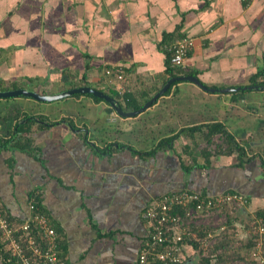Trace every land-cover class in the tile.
I'll use <instances>...</instances> for the list:
<instances>
[{"label": "crops", "instance_id": "obj_1", "mask_svg": "<svg viewBox=\"0 0 264 264\" xmlns=\"http://www.w3.org/2000/svg\"><path fill=\"white\" fill-rule=\"evenodd\" d=\"M183 34L194 40L186 73L215 91L175 81L132 117L86 94L0 99V137L12 138L0 146V206L17 227L44 215L68 264H135L144 211L165 194L233 190L246 214L264 210V86H250L264 70V0H0V91L90 87L116 93L121 108L127 94L143 106L170 79L164 39ZM196 101L222 114L191 116ZM63 104L92 113L64 114ZM211 122L254 158L239 167L233 148L204 167L198 147ZM133 130L154 136L149 146V137L132 146Z\"/></svg>", "mask_w": 264, "mask_h": 264}, {"label": "built area", "instance_id": "obj_2", "mask_svg": "<svg viewBox=\"0 0 264 264\" xmlns=\"http://www.w3.org/2000/svg\"><path fill=\"white\" fill-rule=\"evenodd\" d=\"M193 46V38L183 34L163 48L172 55V65L185 71ZM247 204L243 195L230 192L202 195L180 190L160 196L151 201L144 211L148 233L141 243L135 264H192L194 255L203 250L209 239L217 242L219 234L228 231L227 221H220V217L225 216L222 212L229 210L233 214L232 210ZM30 209H33L32 204ZM32 213L19 227L9 225L0 215V243H5L9 252L3 264H68L58 252L55 229L44 215L36 211ZM250 219V235L255 237L251 260L264 264V215L253 214ZM17 230L21 231L19 235H15ZM33 230L37 241L33 238ZM191 242H195L199 249L191 250L193 255L187 259L185 250L191 248ZM27 249L31 252L29 256Z\"/></svg>", "mask_w": 264, "mask_h": 264}, {"label": "trees", "instance_id": "obj_3", "mask_svg": "<svg viewBox=\"0 0 264 264\" xmlns=\"http://www.w3.org/2000/svg\"><path fill=\"white\" fill-rule=\"evenodd\" d=\"M180 37V36H179ZM179 37H177V38H179ZM176 38H173V39H169V40H167L166 41V39H164V41H163V43H162V48L164 47V46H169L174 40H175ZM163 50H164V52H165V54H166V67H165V71H166V73L168 74V76H169V78H173V77H179V76H182V75H184V74H188V75H191L192 73H186V71H183L180 67H178V66H173L172 65V63H171V60H172V55L170 54V52H168L165 48H163ZM193 75V74H192ZM175 83H173L172 85H174ZM172 85L169 87V88H167V90L163 93V95H165V94H167L169 91H170V89H171V87H172ZM250 86H252V87H263L264 86V70H260L259 72H257V73H255L254 74V76H252L251 77V79H250ZM81 94H74V95H72V96H75V97H78V96H80ZM109 95L114 99H118V97H117V95H116V93H114L113 91H111L110 93H109ZM86 96H89V97H92L96 102H100V101H103L102 99H100V98H97V97H95V96H93V95H91V94H86ZM124 98L126 99V103L124 104V105H122V109L123 110H131V111H135V110H137V109H139L142 105H140V104H138V103H135L136 101H135V99L131 96V95H129V94H127L126 96H124ZM15 109H17L16 107H15ZM9 115V114H8ZM7 119L9 118V117H6ZM39 119H41V120H43V121H45L46 119H45V117H38ZM31 120L32 119H29L28 118V116H26V124H30L31 123ZM10 122V121H9ZM25 124V125H26ZM24 125V126H25ZM198 127L197 126H193V127H190L189 128V130L190 131H196V129H197ZM206 128H207V130L204 132V134H203V136H202V142H204V143H206L207 145H209L210 143H211V140H212V138H213V136H215L216 134H218V135H220V136H222L223 137V143H225V147H222L221 148V146L220 145H217L218 147H217V150H216V152L215 153H213V154H215V155H217V154H219V153H222V152H224L225 150H226V152H224V153H227V154H229V152H231L230 150L231 149H233V148H235V150H237V152L239 153V163H238V165L237 166H239V167H241L242 166V164L244 163V157L246 158V156H244L245 155V153H243V150L241 149V147L234 141V139H233V137L226 131V129L224 128V126L222 125V123H219V122H211V123H207L206 124ZM6 135V134H5ZM193 137V136H192ZM10 139H12L11 137H9L8 138V140H5V137H0V146H6V145H8L9 144V142H10ZM164 142V141H163ZM15 144H18V143H15ZM13 145V144H12ZM223 145V144H222ZM222 149H224V150H222ZM202 152H203V154L202 155H204V162H205V164H204V167H207L209 164H210V160H209V158H211V154L208 152V151H206V149H204V150H201ZM242 151V152H241ZM150 153V152H149ZM254 158V156L253 157H250V158H246V160L245 161H249V160H251V159H253ZM262 162V161H261ZM201 168H203V167H201ZM263 168H264V166H263ZM226 192H230V193H236V194H238L237 192H235V191H226ZM226 192H224V193H226ZM202 195H204V194H202ZM248 202V201H247ZM254 214H256V215H264V210H258L256 213H254ZM0 215H1V217L2 218H4V219H6L7 220V222H8V224L9 225H14L13 224V222H14V220L10 217V216H8V214L5 212V210L3 209V207H1L0 206ZM234 221H235V219H234ZM229 224V223H228ZM16 226V225H15ZM232 226V225H231ZM233 231V230H232ZM195 232V231H194ZM21 233V231L20 230H17V232H16V234L15 235H19ZM32 234H33V238H34V240H38V237H37V235H36V233H35V230H33L32 231ZM228 237V236H227ZM225 235H224V237H223V239L220 241V242H218V243H216L215 245H213L212 246V251L211 252H209L210 253V255L211 254H213V252H215V250L217 249V248H224V250H226V248L228 247H226V241H225V239L227 238ZM224 241V242H223ZM230 241V240H229ZM228 242V241H227ZM254 242H255V237H253V236H250L249 237V239H247L246 241H245V244H243L242 246L244 247L243 249H242V251L243 252H245V251H247L249 254H250V252H251V250L254 248ZM190 244V246H191V248L189 247V248H186V250H185V257L188 259V258H190L193 254L191 253V250L193 251V250H195V249H199V246L195 243V242H191V243H189ZM59 248L60 247H58V251H59ZM28 250V249H27ZM201 250V249H200ZM243 252H241L240 250H236V258H238V259H242V255H243ZM31 254V252L28 250L27 251V255L29 256ZM0 255H1V257H2V261L4 260V259H6L7 258V256L9 255V252L6 250V247H5V243H0ZM210 255H208V256H204V257H202L201 259H200V262L201 263H203V264H208V263H210V259L211 258H213V256H210ZM215 258H217L218 260H220L221 258H223L224 259V255H222V253H217L216 255H215ZM253 264H257L256 262H254V261H252V260H250ZM192 264H194V263H192Z\"/></svg>", "mask_w": 264, "mask_h": 264}, {"label": "rangeland", "instance_id": "obj_4", "mask_svg": "<svg viewBox=\"0 0 264 264\" xmlns=\"http://www.w3.org/2000/svg\"><path fill=\"white\" fill-rule=\"evenodd\" d=\"M189 99L190 98H188V100ZM194 105L195 106L193 108L190 107V110H191L190 115L191 116H199V117H203V118H210L212 116H219V115L222 114V110L218 109V107L215 108L214 101H212L208 105L201 104V102L196 101V102H194ZM66 106H67V104H63L62 108H61L62 109L61 111L64 114H66L65 112L70 110V109H72V111L74 113H77V114L78 113L79 114H83V112H86V111L88 112V110H89V113H92V111L90 109H85L83 106H71V107L69 106L68 110H67ZM188 106H189V104H188ZM179 107L181 108V105ZM200 108L203 110L202 114L199 111H196V110H199ZM182 115L186 116V113L182 112ZM145 136H147V135L145 134L142 137L138 136V131L137 130H133L132 132H129L127 134L126 139L129 140V142H131L132 146H135V144L133 142L134 139L141 138V139H143V141H146V139H148V137H149V140L147 141L148 144H146L144 146L142 145L145 148V147L149 146L150 140L154 137V136H148L146 138ZM223 140L224 139H223L222 136H213V138L211 140V143L209 145H207L204 142H201V144L199 145L198 148L201 149V150L206 149V151H208L211 155H215V154H212L211 152H214V153L216 152L217 147H218L217 145H220L221 148L225 147V143H223ZM136 146H137V143H136ZM137 148H139V146H137ZM250 154H253V153H250ZM246 206L242 207L241 209H238L236 211L232 210L233 214H230L229 210H225L226 213L222 212V214H225V216L224 215L221 216L220 217V219H221L220 221H224V220L227 221V223H226L227 226L226 227H227L228 231L225 232V233L219 234V236L217 237V240H216L217 242H214L213 239H209L207 241L206 246L203 248V250L201 249V251L197 252L194 255V257H193L194 258V261H193L194 264H199L200 263V259L202 257H204V256L206 257V256L210 255L209 252L212 251L211 250L212 246L215 245L216 243H218L219 239L221 237H224V235L226 237L228 236L225 239V241L226 240L228 241V242L226 241V247L227 246L228 247L226 248V250H224V248H217L215 250V252H213V254L210 255V256H213V258L210 259V263H208V264H253L250 261L251 260L250 254L247 251H245V252L242 251V249L244 248L242 245L245 244V241L247 239H249L250 236H252V235H250L251 233L249 231V222L251 221L250 214H241V213H239L240 210H245L247 208ZM234 219H235V221H234ZM217 222H219V221H217ZM237 249L240 250L241 252H243L242 259L236 258V255H235L236 253L235 252H236ZM202 253L204 254V256H202ZM217 253H222V255H224V259L221 258L220 260H218L217 258H215V255Z\"/></svg>", "mask_w": 264, "mask_h": 264}, {"label": "water", "instance_id": "obj_5", "mask_svg": "<svg viewBox=\"0 0 264 264\" xmlns=\"http://www.w3.org/2000/svg\"><path fill=\"white\" fill-rule=\"evenodd\" d=\"M175 81H189L203 90L215 91L214 89L205 87L196 77L192 75H182L179 77L170 78L165 83V85L149 101H147L141 108L135 111H124L115 99H113L112 97L103 93L100 90L93 89L90 87L74 88V89H70V90L63 91L57 94H52V95H43V94H39V93L32 92L29 90H24V89H18V90H13V91H0V99L17 97V96H26L36 101H39V102H51V101L61 100V99L70 97L74 94H91L97 98L102 99L106 103H108L118 115L122 117H132V116H136L137 114L143 112L146 108H148L149 105H151V103L156 98L162 95L167 90V88ZM231 90H235V89H223L222 91H231ZM239 213L246 214V211L240 210Z\"/></svg>", "mask_w": 264, "mask_h": 264}]
</instances>
